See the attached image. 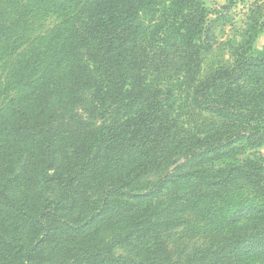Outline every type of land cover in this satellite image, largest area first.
<instances>
[{
  "label": "trees",
  "instance_id": "trees-1",
  "mask_svg": "<svg viewBox=\"0 0 264 264\" xmlns=\"http://www.w3.org/2000/svg\"><path fill=\"white\" fill-rule=\"evenodd\" d=\"M140 2L83 0L82 20L77 19L79 11L68 4L62 11L61 26L41 48H15L10 54L11 82L20 88L14 102L0 112L3 259L39 264L36 260L44 244L56 237L61 212H71L86 201L84 195L90 187L98 213L95 224L90 216L82 227H94L115 216L120 218L117 229L120 224L123 227L107 241L94 242L92 236L75 239L69 250L73 264H199L173 257L159 239L167 223L163 217L169 209L176 211L184 204L167 186L196 180L202 188L184 193L185 204L216 191L224 193L234 178L225 169L216 175L207 167L194 165V160L202 146L213 151L238 137L244 130L242 124L253 120L264 124V88L246 90L239 85L246 72L263 69L264 57L245 55L233 67H218L196 81L208 9L198 0H184L183 8L174 7L168 16L170 23H159L142 39L148 48L137 43ZM173 33L185 48V75L181 76L194 83L189 85L193 104L224 119L234 116L240 128L231 131L230 124L218 125L208 134V141L192 138L182 128L176 131L162 102L161 86L153 81L174 60L170 52H163ZM55 38L62 43L53 48ZM262 134L264 137V131ZM176 155L184 156L183 164L145 187L140 185V177L159 170ZM209 156L213 159L214 155ZM15 184L25 189L22 198L13 195ZM42 188H54V197L42 194ZM34 190L37 198L29 203L26 198ZM219 210L224 224L234 223ZM20 225L27 227L29 239L19 242L15 229ZM132 239L158 256L135 259L113 253L114 246ZM230 242L228 238L225 245Z\"/></svg>",
  "mask_w": 264,
  "mask_h": 264
},
{
  "label": "rangeland",
  "instance_id": "rangeland-1",
  "mask_svg": "<svg viewBox=\"0 0 264 264\" xmlns=\"http://www.w3.org/2000/svg\"><path fill=\"white\" fill-rule=\"evenodd\" d=\"M76 1H80L76 4ZM83 0H0V112L14 102L19 85L11 82L8 58L13 51L20 49L31 50L41 48L40 44L48 41L52 31L61 26L64 16L62 11L66 5L77 9V19L82 20L84 11ZM209 11L202 32L203 44H200L197 80L204 79L218 67H233L243 56L264 57V0H198ZM139 17L140 36L138 44L147 46L144 38L159 23H170L168 16L177 9L183 8L184 0H141ZM60 25V26H59ZM64 34V33H63ZM143 39V40H142ZM54 43V44H53ZM52 47L61 45L62 39L53 41ZM199 44V41L197 42ZM78 47V44H76ZM165 54L170 52V59H174L167 69L153 78L161 86V97L169 117L176 124V131L183 132L192 138L208 141L207 137L218 125L230 124V130L238 127L234 116L225 119L193 104L191 95L193 89L185 79L186 52L183 43L179 41L177 33H173L170 43L163 45ZM85 49V48H84ZM80 51H83L81 48ZM36 74H34L35 76ZM28 79H30L28 77ZM239 85L249 90L256 87L264 88V67H255L246 72ZM87 96V95H86ZM233 125V126H231ZM238 126V127H237ZM242 133L230 142L219 144L213 151L202 146L198 159L194 165L207 167L214 174L225 169L231 175L232 182L224 193L216 191L210 197L196 202L192 198L188 204L182 200L183 194L193 189L202 188L198 182L181 180L176 184H169L167 191L178 198L176 211L169 209L164 228L159 232L160 240L164 241L173 257L181 261L194 259L195 263L204 264H264V124L251 121L242 124ZM251 135V136H250ZM252 135L255 137L253 138ZM213 154V159L210 156ZM183 155H176L172 160L157 171H151L140 177V185L153 183L184 163ZM204 157L203 159H200ZM128 160V159H126ZM207 160L206 163L203 161ZM190 164L182 170L188 169ZM181 170V171H182ZM95 188V187H94ZM13 195L22 198L24 188L15 184L11 187ZM165 191V190H164ZM37 191H31L27 197L29 203ZM54 188H42V194L53 196ZM170 195V196H171ZM86 201L80 203L75 210L61 212L60 226L55 231L56 237L46 242L41 255L36 261L39 264H73L70 249L74 240L90 238L109 240L117 233L120 218L109 222L96 223V213L93 199L95 194L90 187L84 195ZM171 201V200H170ZM166 203V200L163 201ZM173 204V201H171ZM174 205V204H173ZM224 210L231 225L224 224V217L220 213ZM37 209V207L35 208ZM108 215H110L108 213ZM107 215V216H108ZM90 227H82L89 220ZM105 216V217H107ZM87 219V220H86ZM95 220V221H94ZM93 221V222H92ZM90 224V223H89ZM78 226V227H77ZM80 226V227H79ZM21 230V232H20ZM97 230L96 233H93ZM15 231L19 235V242L29 239L27 227L18 226ZM228 238L231 242L226 246ZM151 241V239L149 238ZM48 243V244H47ZM43 245V246H44ZM139 245V240L122 242L113 247V253L118 256H131L135 259L142 257H157V253L150 254ZM6 247L0 245V251ZM0 254V264H17L10 258ZM137 257V258H136Z\"/></svg>",
  "mask_w": 264,
  "mask_h": 264
}]
</instances>
